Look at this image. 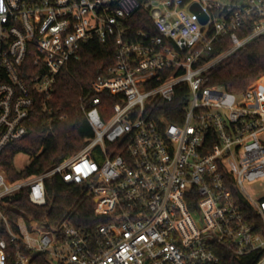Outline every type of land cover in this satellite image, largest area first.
Here are the masks:
<instances>
[{
	"label": "built area",
	"instance_id": "2783aa9c",
	"mask_svg": "<svg viewBox=\"0 0 264 264\" xmlns=\"http://www.w3.org/2000/svg\"><path fill=\"white\" fill-rule=\"evenodd\" d=\"M0 9V155L28 135L37 105L50 128L67 119L48 102L83 43L113 42L111 73L92 90L120 97L104 118L100 96H81L93 135L77 154L16 180L0 167V264H221L217 246L236 264H264V77L241 93L209 84L218 64L264 36V0H0ZM220 37L230 46L208 59ZM183 86L188 104L169 121L162 103ZM51 176L82 186L105 222L92 232L67 216L51 228L10 219L24 191L47 203Z\"/></svg>",
	"mask_w": 264,
	"mask_h": 264
},
{
	"label": "trees",
	"instance_id": "16d2710c",
	"mask_svg": "<svg viewBox=\"0 0 264 264\" xmlns=\"http://www.w3.org/2000/svg\"><path fill=\"white\" fill-rule=\"evenodd\" d=\"M144 16L147 17L145 14ZM147 26L145 23L138 24V28L142 29H146ZM151 30L156 33L152 27ZM229 46L227 38H217L214 51L208 59L214 58ZM80 54L79 59L60 74L52 98L48 102L55 111L60 110V113L66 115L67 119L65 121L56 119L50 128L48 125L50 115L43 112L40 105L35 107L28 123V135L9 144L0 155V167L6 171L9 179L16 180L44 173L64 157L81 151L93 135L80 110L81 96H100V111L104 118H108L114 103L120 101L119 96L109 92L98 93L92 90V82L99 74L108 76L111 73L110 68L114 65L116 56L113 42L101 43L93 40L83 43ZM261 77H264V36L218 64L211 73L209 84L241 93ZM176 91L172 102L162 103L161 113L169 121L179 123L180 115L184 114L188 104L190 91L186 86ZM18 154L29 155L32 159L31 164L18 169L15 165ZM81 189L82 186L67 184L60 177L51 176L45 179L47 198L45 205L31 203L27 191H24L13 199L10 210L6 211L10 219L15 221L21 217L27 221L33 219L46 228L58 225L67 216L76 226L93 232L105 220L96 216L95 205L91 199L81 197ZM190 208H193L191 203ZM216 252L221 264H236L232 254L224 247L217 246Z\"/></svg>",
	"mask_w": 264,
	"mask_h": 264
},
{
	"label": "rangeland",
	"instance_id": "374dc122",
	"mask_svg": "<svg viewBox=\"0 0 264 264\" xmlns=\"http://www.w3.org/2000/svg\"><path fill=\"white\" fill-rule=\"evenodd\" d=\"M31 162H32V159L29 157V155L18 154L15 158V165L18 169H23L29 166Z\"/></svg>",
	"mask_w": 264,
	"mask_h": 264
},
{
	"label": "water",
	"instance_id": "95a60500",
	"mask_svg": "<svg viewBox=\"0 0 264 264\" xmlns=\"http://www.w3.org/2000/svg\"><path fill=\"white\" fill-rule=\"evenodd\" d=\"M192 11H194V12H199V11H201V8L197 5V4H194L193 6H192ZM200 19H201V22L202 23H205L207 20H208V17H207V15H205L204 13H202L201 15H200Z\"/></svg>",
	"mask_w": 264,
	"mask_h": 264
},
{
	"label": "clouds",
	"instance_id": "9594fccd",
	"mask_svg": "<svg viewBox=\"0 0 264 264\" xmlns=\"http://www.w3.org/2000/svg\"><path fill=\"white\" fill-rule=\"evenodd\" d=\"M0 10H2V9H0Z\"/></svg>",
	"mask_w": 264,
	"mask_h": 264
}]
</instances>
